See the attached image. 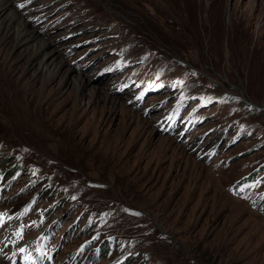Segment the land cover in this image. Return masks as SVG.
Listing matches in <instances>:
<instances>
[{"label":"rangeland","instance_id":"obj_1","mask_svg":"<svg viewBox=\"0 0 264 264\" xmlns=\"http://www.w3.org/2000/svg\"><path fill=\"white\" fill-rule=\"evenodd\" d=\"M5 1L0 264H264V0Z\"/></svg>","mask_w":264,"mask_h":264},{"label":"bare ground","instance_id":"obj_2","mask_svg":"<svg viewBox=\"0 0 264 264\" xmlns=\"http://www.w3.org/2000/svg\"><path fill=\"white\" fill-rule=\"evenodd\" d=\"M6 11L11 14L10 22L6 27L8 31L11 32V30H14L18 37L22 38L25 42H28L31 39V33H34V31H32L30 28H27L24 21L15 22V12L11 9L9 10V3L5 0H0V15Z\"/></svg>","mask_w":264,"mask_h":264},{"label":"trees","instance_id":"obj_3","mask_svg":"<svg viewBox=\"0 0 264 264\" xmlns=\"http://www.w3.org/2000/svg\"><path fill=\"white\" fill-rule=\"evenodd\" d=\"M141 264H144L143 262Z\"/></svg>","mask_w":264,"mask_h":264}]
</instances>
